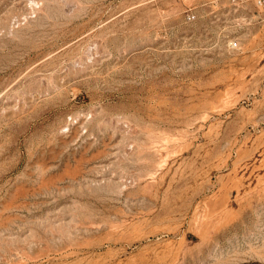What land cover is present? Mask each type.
<instances>
[{"label": "rangeland", "instance_id": "rangeland-1", "mask_svg": "<svg viewBox=\"0 0 264 264\" xmlns=\"http://www.w3.org/2000/svg\"><path fill=\"white\" fill-rule=\"evenodd\" d=\"M0 264H264L258 0H0Z\"/></svg>", "mask_w": 264, "mask_h": 264}, {"label": "built area", "instance_id": "built-area-1", "mask_svg": "<svg viewBox=\"0 0 264 264\" xmlns=\"http://www.w3.org/2000/svg\"><path fill=\"white\" fill-rule=\"evenodd\" d=\"M258 3L264 8V0H258Z\"/></svg>", "mask_w": 264, "mask_h": 264}]
</instances>
